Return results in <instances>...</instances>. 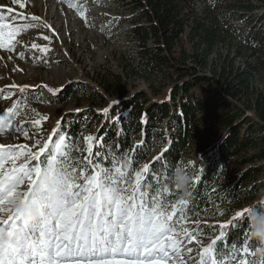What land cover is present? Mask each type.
Returning <instances> with one entry per match:
<instances>
[{
  "label": "trees",
  "instance_id": "1",
  "mask_svg": "<svg viewBox=\"0 0 264 264\" xmlns=\"http://www.w3.org/2000/svg\"><path fill=\"white\" fill-rule=\"evenodd\" d=\"M127 4L141 21L135 29L142 76L162 77L167 98L148 102L138 93L110 108L109 116L119 115L116 123L107 115L88 119L78 114L58 128L77 139L80 132L96 127L95 135L105 136L108 145L119 143L121 151L143 140L134 167L149 163L160 177L155 187L167 185L174 193L169 200L179 198L173 173L195 145L204 151L193 166L188 198L193 211L200 209L203 216L212 206H236L264 188V178L257 179L264 175V0ZM105 88L110 92L109 86ZM158 143L161 147L154 156L161 159L148 160ZM196 176L200 179L193 187ZM261 205L264 200L252 207ZM225 234L219 248L231 252L233 244L242 248L246 241L255 253L250 258L256 264L264 259L260 243L250 236L247 214Z\"/></svg>",
  "mask_w": 264,
  "mask_h": 264
},
{
  "label": "snow or ice",
  "instance_id": "2",
  "mask_svg": "<svg viewBox=\"0 0 264 264\" xmlns=\"http://www.w3.org/2000/svg\"><path fill=\"white\" fill-rule=\"evenodd\" d=\"M79 14L84 16L83 11ZM4 19L0 16V49L9 53L20 44L17 37L24 30L52 28L36 15L30 20L24 17L29 22L21 24H6ZM30 50L51 51L35 43ZM29 87L12 83L0 88V97L16 96L12 106L0 113V136L31 135L25 131L27 121H16L30 102L25 95ZM59 90L49 89L53 94ZM116 103L113 100L100 111L107 114ZM118 120L116 116L111 122ZM31 123L37 126L41 120ZM83 140L86 147L76 159L72 157L78 141L59 128H53L42 144L0 143V264H256L247 242L242 248L233 244L231 252L218 247L226 238L225 230L248 216L251 208L237 210L219 225L189 224L202 210L194 212L188 199L171 202L174 193L167 185L155 187L161 181L149 163L135 169L143 140L123 151L119 143L106 144L103 135L88 134ZM160 159L152 157L153 162ZM45 172L49 185L40 183ZM199 179L194 178L193 187ZM57 190L60 195L53 202ZM16 202L31 206L38 218L31 220L15 210ZM217 227L220 233L212 237Z\"/></svg>",
  "mask_w": 264,
  "mask_h": 264
},
{
  "label": "rangeland",
  "instance_id": "3",
  "mask_svg": "<svg viewBox=\"0 0 264 264\" xmlns=\"http://www.w3.org/2000/svg\"><path fill=\"white\" fill-rule=\"evenodd\" d=\"M127 3L128 0H0V16L5 18L3 22L6 24L28 23L30 17L36 15L52 25L51 29L29 28L21 32L17 37L20 44L11 53L0 49V88L12 83L30 86L25 93L30 102L26 108L21 109L16 121H27L25 131L31 134L29 137L23 134L0 136V143L31 146L39 140L42 144L52 134L53 128L66 125L67 118H76L78 114L88 119L97 115L109 116L110 113L104 114L100 110L113 100L117 101L115 106L138 93L148 102L167 98V86L162 77L146 80L142 76L135 29L141 21L137 19V10ZM69 4L76 7H69ZM80 11L84 12L83 17L80 16ZM45 36L49 39L45 40ZM33 43L49 47L51 51L43 54L38 50H30ZM106 86L111 88L110 92L106 90ZM57 88L60 90L55 94L49 91ZM15 98V95L11 98L0 97V113L11 107ZM76 109L82 111L77 112ZM114 113L115 115L109 116L111 119L119 116ZM248 114L251 116L250 112ZM45 116L48 117L47 120L42 119ZM34 119H40L41 124L32 125L31 121ZM57 120L61 121L59 125ZM95 131L96 127H89L80 132L76 139L78 150H74L73 154L85 149L83 137L95 135ZM211 142L213 145L216 138L212 137ZM160 147L159 143L153 147L148 160L156 155ZM203 151L192 146L180 165L190 179L193 177L194 163ZM77 156L79 155L76 158ZM210 178L208 180H212V176ZM261 178L264 175H259L257 179ZM262 200L264 188L244 198L236 206H212L205 210V215H193L187 223L207 221L219 225L230 220L237 210L261 204ZM219 233L220 229L217 227L211 235L214 237Z\"/></svg>",
  "mask_w": 264,
  "mask_h": 264
},
{
  "label": "clouds",
  "instance_id": "4",
  "mask_svg": "<svg viewBox=\"0 0 264 264\" xmlns=\"http://www.w3.org/2000/svg\"><path fill=\"white\" fill-rule=\"evenodd\" d=\"M40 183L43 185L50 184V178L46 172L41 174ZM173 183L179 199L186 200L190 197L191 179L189 174L182 167H178L173 173ZM59 195L60 193L57 190L52 196L53 202L58 199ZM12 207L31 220H36L38 218V213L29 205L16 202L12 204ZM248 207L252 209L248 214L250 236L260 243L261 247L258 251L260 254H264V205L258 208H253L252 205Z\"/></svg>",
  "mask_w": 264,
  "mask_h": 264
}]
</instances>
